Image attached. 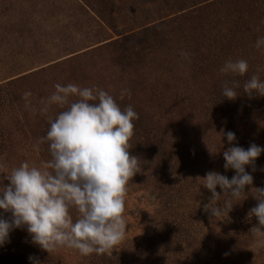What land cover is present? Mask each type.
I'll return each instance as SVG.
<instances>
[{"label": "rangeland", "instance_id": "rangeland-1", "mask_svg": "<svg viewBox=\"0 0 264 264\" xmlns=\"http://www.w3.org/2000/svg\"><path fill=\"white\" fill-rule=\"evenodd\" d=\"M203 1L0 0V173L10 174L24 162L40 167L51 159L45 144L39 152L33 146L46 135L48 120L63 110L46 103L56 84L102 89L122 109L131 105L139 114L143 128L133 122L130 152L140 158L142 171L128 184L126 236L109 253L142 241L159 255L153 264H168L176 255L191 264H212L225 234L222 224L208 231L191 221L210 192L197 177L213 170L229 179L235 175L224 169L223 151L233 144L222 130L234 132L238 146L264 148V116L242 129L224 114L213 116L211 106L217 87L229 77L220 72L225 61L244 59L245 76L264 77V49L255 46L257 13L240 11L229 1L212 7ZM239 11L246 26L231 27L226 21ZM124 89L131 95L121 99ZM26 92H31L27 101ZM44 107L47 112L40 111ZM155 140L163 151H155ZM246 171L254 187L264 188V153L256 171ZM70 214L75 222L73 209ZM0 216L11 214L0 210ZM34 251L54 257L55 264H92L75 249L41 250L26 227L11 231L9 242L0 246V264H34L15 260ZM249 252L239 264H264V245Z\"/></svg>", "mask_w": 264, "mask_h": 264}, {"label": "clouds", "instance_id": "clouds-1", "mask_svg": "<svg viewBox=\"0 0 264 264\" xmlns=\"http://www.w3.org/2000/svg\"><path fill=\"white\" fill-rule=\"evenodd\" d=\"M255 46L258 49L264 46V36L257 38ZM181 55L189 54L182 51ZM248 69L246 60L229 59L220 72L225 76L243 77ZM240 86L238 80H226L222 97L235 100ZM243 91L250 99L254 93L264 97V80L258 74L251 75L243 83ZM125 93L131 95L130 90L124 89L121 99ZM30 96L31 92H26L25 100ZM46 103L63 110L48 120L50 127L46 135L39 137L33 147L39 152L40 145L47 144L51 159L40 167L24 162L10 174L0 173L3 174L0 175L3 189L0 210L11 214L10 219L0 216V246L9 242L11 231L26 227L32 242L49 254L58 248L75 249L82 256L109 253L126 236L123 213L128 184L142 171L140 158L130 152L133 121L139 119V114L131 105L122 109L113 96L102 89L81 88L72 83L56 84ZM31 111L36 109L33 107ZM40 111L48 109L44 107ZM221 132L228 143L233 144L223 151L224 169L234 170L235 175L229 179L213 170L204 177H197L211 192L204 211L211 218H220L225 209L231 211L246 196V187L250 192L254 190L252 196L257 204L248 216H254L258 225L249 232L254 237L264 238V188L254 187V177L246 171V167L256 171V160L264 153V148L251 143L245 149L234 144L237 139L234 132ZM4 180L9 183L4 185ZM217 186L223 195L217 192ZM221 196L226 197L223 206L217 203ZM72 208L78 214L75 222L70 214ZM261 245L264 239H257L256 246ZM29 259L40 264L32 256Z\"/></svg>", "mask_w": 264, "mask_h": 264}, {"label": "trees", "instance_id": "trees-1", "mask_svg": "<svg viewBox=\"0 0 264 264\" xmlns=\"http://www.w3.org/2000/svg\"><path fill=\"white\" fill-rule=\"evenodd\" d=\"M235 6L236 9H239L242 11V9H246L248 13L255 12L257 13V21H256V28L259 29L258 36H264V23L261 21H264V0H204L202 4L207 3L208 7H212L214 5H220L222 3L228 2ZM241 6V7H240ZM207 7V6H206ZM187 8H182L181 12L186 11ZM239 11V12H240ZM250 11V12H249ZM241 15H243L241 17ZM229 21V22H228ZM230 24V26H246V17L242 12L239 13V16H233V20L227 19L226 23ZM238 29V28H237ZM235 29V31H237ZM226 37H224L222 40H225ZM264 49V46H262ZM259 78L261 80H264V77L261 76V74H258ZM248 76H229L228 78L224 79L223 83H221L216 90V93L214 94V98L212 100V107H214V112L212 115L216 114H224L227 117L228 122H230L233 126L235 125L238 128H244L245 125H250L252 123H255L256 125L262 121V116H264V97H260L253 94V98H249L246 94H244L243 91V83L249 79ZM226 80H238L240 82V87L236 89L237 94L239 95L235 100H228L227 98H223L221 95L223 84ZM226 118V117H225ZM134 123H138L139 129L143 128L142 121L140 119L133 121ZM141 124V126L139 125ZM137 125H135L136 127ZM240 126V127H239ZM142 137H145L143 135H146L144 133H140ZM48 148V145L45 144ZM155 151H163L164 146L162 145L161 141L155 140ZM165 152V151H164ZM161 159L165 157V155L160 154ZM51 158V157H50ZM164 160V159H162ZM170 161V160H169ZM169 161L168 166L169 167ZM177 173V172H176ZM175 173V174H176ZM180 177L179 173L177 175ZM167 177V175H166ZM177 177V178H178ZM246 196L241 198V201L237 203L236 201H233V203H237L233 206L232 210L229 211L228 209L224 210V214L220 218H211L209 213H206L204 211V205L208 204L211 199V192H209L208 198L206 201L202 200L200 211H197L196 209L194 212L196 215L194 218L191 219L192 222H196L202 225H206L208 231L216 230L215 226H220L223 233L225 234L224 245L222 247H218L217 256L215 259H213L212 264H239V261L242 259V253L245 251L252 252L253 248L256 245L257 239H264V238H257L254 237L252 233L249 232L250 228L253 226L258 225V220L253 216L249 217L248 213L252 207H255L257 204V201L253 198L252 194L253 192H250V189L247 190V187L245 189ZM217 192H219L221 195H223L222 190L218 187ZM246 198V199H245ZM226 197L221 196L219 198V205L223 206L224 200ZM244 199V200H243ZM75 212V217L77 218L78 214L74 208H72ZM70 209V210H72ZM229 211V212H228ZM192 212V214L194 215ZM188 220V219H187ZM204 228V227H203ZM264 230V229H262ZM171 233H174L172 231ZM209 240H212L213 236L211 235L209 237ZM214 239V238H213ZM179 243V244H178ZM171 242L170 245H180V241ZM145 242H136L133 246V248H122V249H116L115 251H112V253H106L101 256H97L96 254H92L90 256H85L87 259H89L92 264H138L140 262H147L149 264H153L158 259V254L155 252H150V250L146 247ZM262 249V248H261ZM261 251V250H260ZM263 251V249H262ZM178 252V249L171 250L170 257L173 255V253ZM249 252V253H250ZM175 254V255H176ZM32 256L36 260L40 262V264H55V259L52 256L47 255L46 253H38V252H32L25 254H19L15 260L17 262H26L27 260H30L29 257ZM262 259V257H259ZM250 259V258H249ZM257 259V260H260ZM184 258L179 257V255H176V258L171 259V262L168 264H191L189 262H185ZM241 262V261H240ZM264 262V259H263Z\"/></svg>", "mask_w": 264, "mask_h": 264}]
</instances>
